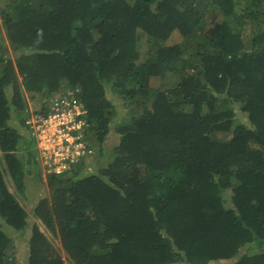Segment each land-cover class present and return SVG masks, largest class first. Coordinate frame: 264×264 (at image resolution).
<instances>
[{"label": "trees", "instance_id": "16d2710c", "mask_svg": "<svg viewBox=\"0 0 264 264\" xmlns=\"http://www.w3.org/2000/svg\"><path fill=\"white\" fill-rule=\"evenodd\" d=\"M62 89L117 142L27 211L24 94ZM39 224L73 264H264V0H0V264H64Z\"/></svg>", "mask_w": 264, "mask_h": 264}, {"label": "rangeland", "instance_id": "374dc122", "mask_svg": "<svg viewBox=\"0 0 264 264\" xmlns=\"http://www.w3.org/2000/svg\"><path fill=\"white\" fill-rule=\"evenodd\" d=\"M241 2V0H238ZM249 27H247L246 32L248 34L249 32ZM181 41V37L178 35L177 32H173V34L169 37L167 40V44L172 45L175 43H178ZM144 44V43H143ZM9 56H13V53L9 51ZM166 82V81H165ZM162 83L161 80L159 79H153L151 81L152 86H159ZM59 92L53 94L52 96L54 97L58 95ZM8 95L10 97L11 93L8 90ZM52 96H46L42 93H37V94H31V93H25L24 98H25V103L27 106V110L30 113L29 120H34L35 117H37V111L40 110L44 105L48 106L50 103V99ZM114 102L118 104L120 100H117L115 97H113ZM119 118H123L124 112L126 111L125 109L119 107ZM36 113V114H35ZM34 114V115H33ZM14 115V114H13ZM127 118V116H126ZM122 120V119H121ZM239 120L241 122H246V115L238 112L236 113V121ZM33 135V134H32ZM31 135L30 138V152L38 150V146H40V143L38 144L36 138ZM89 142L86 140L85 143H87L88 147L92 144L91 140L88 139ZM117 142V136L114 134L109 135L106 137L104 143L102 145H94L93 147L90 146L92 153L89 154V157H83L81 158L78 162L74 163L78 164L81 162H84L83 165V172L87 173H95L100 165H106L107 159H101V163L97 164L98 157H100L103 153L108 156L110 154L111 148L115 143ZM36 158H38V152L36 154ZM38 164L37 167L32 170V173L30 176H26V181L24 182L25 185V196L24 198H21L19 194L17 195V199L27 211L30 210L31 208L35 207L38 203V201L47 196V175L50 173H53L54 169L56 168L57 164L49 162L47 159H45L43 156L42 158L39 156L38 158ZM10 187L9 190L12 192H15L13 187L11 186V183H9ZM229 191H226L225 193V200L229 201ZM227 205V204H226ZM34 219L32 218L31 215H29V223H33ZM44 233L51 239V243L54 248L57 249L59 255L62 257L64 264H73L71 261L67 258L64 250L62 249L60 240L57 237L52 236L50 233L47 232L46 229H44L42 224H39ZM28 233H26L22 238H18L17 236H14V244L17 248V252L15 253V259L17 261V264H25L27 261V245H26V240L28 238ZM212 264H220L219 262L217 263H212Z\"/></svg>", "mask_w": 264, "mask_h": 264}, {"label": "built area", "instance_id": "2783aa9c", "mask_svg": "<svg viewBox=\"0 0 264 264\" xmlns=\"http://www.w3.org/2000/svg\"><path fill=\"white\" fill-rule=\"evenodd\" d=\"M47 114L37 115L29 122L38 144V158L42 156L56 163L55 174L71 171L74 163L92 153L82 130L85 113L81 102L70 91L59 93L50 99L46 106ZM37 158V160H39Z\"/></svg>", "mask_w": 264, "mask_h": 264}, {"label": "clouds", "instance_id": "9594fccd", "mask_svg": "<svg viewBox=\"0 0 264 264\" xmlns=\"http://www.w3.org/2000/svg\"><path fill=\"white\" fill-rule=\"evenodd\" d=\"M66 91H70L74 96H76L77 97V95H78V93H79V90H64V89H62V90H59L58 92L59 93H63V92H66ZM57 93V92H56ZM58 93V94H59ZM55 94V93H54ZM53 95V94H52ZM52 95H50V97L52 96ZM55 96V95H54ZM53 97V96H52ZM78 98V97H77ZM79 101H80V99H78ZM81 102V101H80ZM82 104V103H81ZM44 108H46V105H44L40 110H38L37 112L38 113H40V112H42V111H44L45 112V109ZM30 120L28 119V121H27V123L28 124H31L30 122H29ZM31 127H32V125H31ZM31 135L33 134V128H31ZM33 136V135H32ZM37 151V150H36ZM63 174V173H62ZM57 175H60V174H57Z\"/></svg>", "mask_w": 264, "mask_h": 264}]
</instances>
